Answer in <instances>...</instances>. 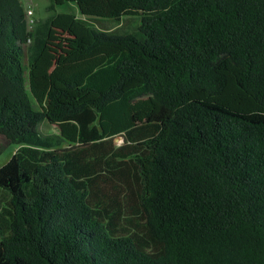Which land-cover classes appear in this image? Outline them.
I'll return each mask as SVG.
<instances>
[{"label": "trees", "instance_id": "16d2710c", "mask_svg": "<svg viewBox=\"0 0 264 264\" xmlns=\"http://www.w3.org/2000/svg\"><path fill=\"white\" fill-rule=\"evenodd\" d=\"M47 9L0 0V264H264V0Z\"/></svg>", "mask_w": 264, "mask_h": 264}, {"label": "rangeland", "instance_id": "374dc122", "mask_svg": "<svg viewBox=\"0 0 264 264\" xmlns=\"http://www.w3.org/2000/svg\"><path fill=\"white\" fill-rule=\"evenodd\" d=\"M26 9L28 6L32 9V22L29 23V28L33 25L35 20L43 19L52 14V12L48 11L49 0H20ZM70 9L66 7H58L56 9V13H69ZM140 24V17L139 16H128L123 17L119 22L115 21H102L98 23L99 27L102 28H118L123 31L127 30L128 32H132L136 26ZM55 36L53 37L54 40ZM63 43H67L68 35L63 33L61 37ZM67 45V44H65ZM40 132L42 133H53L55 132V128L50 125L48 122H44L40 126ZM116 145L121 143V138L116 137L114 139ZM16 151V147L13 145H7L0 137V167L5 164L13 153Z\"/></svg>", "mask_w": 264, "mask_h": 264}, {"label": "built area", "instance_id": "2783aa9c", "mask_svg": "<svg viewBox=\"0 0 264 264\" xmlns=\"http://www.w3.org/2000/svg\"><path fill=\"white\" fill-rule=\"evenodd\" d=\"M25 10H26V16H27V21H28V25H29V23L32 22L31 16H32L33 12H32L31 7H29V6Z\"/></svg>", "mask_w": 264, "mask_h": 264}, {"label": "water", "instance_id": "95a60500", "mask_svg": "<svg viewBox=\"0 0 264 264\" xmlns=\"http://www.w3.org/2000/svg\"><path fill=\"white\" fill-rule=\"evenodd\" d=\"M123 140H122V138H121V142H122Z\"/></svg>", "mask_w": 264, "mask_h": 264}]
</instances>
